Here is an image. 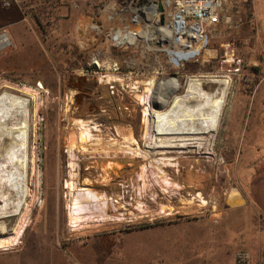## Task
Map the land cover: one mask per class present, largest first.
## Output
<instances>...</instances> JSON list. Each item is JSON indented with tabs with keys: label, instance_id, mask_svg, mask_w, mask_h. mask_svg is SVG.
<instances>
[{
	"label": "rangeland",
	"instance_id": "1",
	"mask_svg": "<svg viewBox=\"0 0 264 264\" xmlns=\"http://www.w3.org/2000/svg\"><path fill=\"white\" fill-rule=\"evenodd\" d=\"M160 1L141 0L137 6L130 7L129 0H22L20 7L6 8L0 0V35L5 31L10 42L0 47V93L5 85L27 86L41 93L36 152L41 171L39 194L43 201L42 209L38 206L31 216L21 246L13 251L23 252L0 263L44 264L43 253L49 254L51 246L67 249L72 245H89L96 253L104 250V255L96 256L95 264L102 261V264H236L238 252L247 253L250 264H264V26L261 9L258 10L259 6L254 9L252 0L248 22L231 37L219 38L218 34H212L206 49L216 52L214 59L204 61L200 53L205 49L197 47L198 61L172 70L163 53L156 52L160 49L149 51L147 42L138 35L134 45L127 44L124 37L122 43L113 41L114 30L128 25L125 16L136 13V9L147 2L151 5ZM10 11L16 13L14 18ZM148 19V14L146 18L143 16L142 22L138 21L140 27L144 29ZM129 20L131 23L132 19ZM157 28L155 25L151 29L155 37ZM127 29L134 31L133 26ZM229 42L235 60H240V66L231 69L223 62V45ZM236 67L240 69L237 73ZM160 70L157 75L155 72ZM155 74L158 86L170 80L178 81L179 88L172 92L174 95L183 94L190 76L231 78L232 89L230 87L223 112L221 132L216 137V160L204 154L184 155L180 158L179 170H167L173 181L184 187L180 198L173 201L177 215L174 212L171 217L152 222L89 223L79 232H71L65 213L66 142L70 137L79 139L77 130L72 127L74 119L96 123L104 138L121 140L117 128L126 133L128 129L133 130L143 147L142 107L135 94L118 84V91L112 93L109 86L99 80L101 76L113 75L125 78L128 85L132 79H146ZM33 134L31 129L30 156ZM167 156L176 157L175 154ZM108 161L119 164L121 169L106 174L103 169ZM145 163L141 158L123 153L112 159L80 155L79 182L89 179L91 188L99 195L107 198L124 195L126 201L135 204L136 191L143 182L148 190L152 188L148 174L142 181L138 177L143 174ZM102 176L108 183H103ZM35 180L31 177L32 190H35ZM232 191L242 194L245 206L232 208L227 204V196ZM198 194L208 205L195 200L187 207L181 202L182 197L190 200ZM213 203L217 208L213 209ZM110 208L113 207L109 202V215L120 216ZM40 245L42 251L38 249Z\"/></svg>",
	"mask_w": 264,
	"mask_h": 264
},
{
	"label": "bare ground",
	"instance_id": "2",
	"mask_svg": "<svg viewBox=\"0 0 264 264\" xmlns=\"http://www.w3.org/2000/svg\"><path fill=\"white\" fill-rule=\"evenodd\" d=\"M156 5L154 3L153 7L148 9L149 23L144 29L138 22V10L132 15L125 16V21L132 19L131 23L127 20L126 28H115L113 41L116 44L122 43L124 40L121 38L124 37L127 44L134 45L135 37L138 35L147 42L148 50L151 52L161 46L169 48L173 39L169 30L157 29V37L151 32L152 27L156 25L153 23ZM130 26L134 28L132 33L127 29ZM9 43L7 36L1 33L0 47ZM223 48L228 49V45H223ZM195 53L200 52L196 49ZM200 54L204 61L216 57V52L211 49H205ZM227 54L228 63H232V51H228ZM179 57L182 58L183 55ZM156 79L155 74L146 79H132L128 85L125 78L113 75L101 76L99 80L105 85L120 83L135 94L142 107L143 147L140 146L133 130L128 129L126 133L117 128V135L122 137V141L104 138L100 126L96 123L74 119L72 127L77 130L79 139L70 137L66 142L68 179L65 186L67 189L65 213L67 227L71 232L77 233L89 223H120L124 220L121 216H111L107 213L109 202L113 210H116L114 199L99 195L91 188L92 183L89 179L79 182L80 155L112 159L123 153L131 155L132 158H141L146 163L142 168L143 174L139 175L140 181L148 174L153 181L152 187L156 184L169 195H175L174 190L184 189L167 173L170 169L179 170L182 156L204 154L208 159L216 160V137L221 132L222 116L229 100L231 78L220 75L190 76L182 95L172 93L179 88L177 80H170L158 86ZM40 95L41 93L34 88L13 85H5L0 93V251H13L21 246L30 227L33 212L38 206L42 209L43 201L41 193L39 194L41 171L37 165L39 157L36 152L39 126L37 121L42 105ZM170 95L172 99L166 109L154 108V105H165ZM31 129L35 139L30 156ZM96 132L99 135L94 134ZM170 154H175L176 157H168ZM118 168L119 164L108 161L103 172L108 174V171ZM31 177L36 179L33 181L35 190H32ZM102 178L103 183H108L106 177ZM151 191L152 188L148 190L147 184L143 182L136 195L143 197L146 194L150 195ZM195 200L203 206L208 205L201 194L190 200L181 198V202L186 206H192ZM227 204L232 208H241L246 205V200L240 192L232 191L227 196ZM126 207L127 205H123L120 209L127 211ZM212 207L217 208L216 203H213ZM160 210L169 214L174 211L170 204L161 205ZM217 218H220V215ZM9 220L13 223L9 224Z\"/></svg>",
	"mask_w": 264,
	"mask_h": 264
},
{
	"label": "built area",
	"instance_id": "3",
	"mask_svg": "<svg viewBox=\"0 0 264 264\" xmlns=\"http://www.w3.org/2000/svg\"><path fill=\"white\" fill-rule=\"evenodd\" d=\"M2 4L6 8L14 6L20 7L22 0H1ZM141 0H129V6H137ZM156 2H152L151 5H142L138 10V21L142 22L143 16L147 17L148 9H151ZM252 0H162L157 2L156 9L154 10L153 23L156 24L157 29H167L171 32L172 41L169 45V49H165L164 46L159 47V51L163 53L167 60L168 67L172 70H180L185 65L198 61V55L195 50L197 47H201V50L208 48L212 34H218L219 38L231 37L235 30H238L242 24L248 22V13H250V5ZM160 8L163 9L160 12ZM164 21L161 23V17ZM249 21H251L249 19ZM3 34L6 35L4 31ZM228 49L224 48L223 62L229 65V69L233 66H240V60H235L234 49L232 43L229 42ZM159 46V45H158ZM228 51H232L233 62L228 63ZM183 55V57H179ZM236 67L235 72H239L240 69ZM161 70L155 72L160 74ZM178 74V73H176ZM118 75V74H117ZM116 84H109L112 93L117 90ZM144 165V164H143ZM139 177V176H138ZM139 182V178H138ZM162 187L158 185L152 187V191L149 194L139 197V194L135 197L137 200L135 204L131 201H126L124 195L117 197L108 196L115 200L118 210L112 211L117 213V216L123 218V222L132 223L137 220H149L155 221L165 217H171L175 212V215L179 212L175 211L174 202L180 198L181 191L176 190L177 195H169L162 190ZM139 197V198H138ZM139 203V204H138ZM169 203L173 206L174 211L164 213L160 210L161 205H167ZM123 205H127V211L119 210ZM131 210V211H130ZM109 210V214H110ZM249 256L245 252H238L236 255V264H250Z\"/></svg>",
	"mask_w": 264,
	"mask_h": 264
},
{
	"label": "crops",
	"instance_id": "4",
	"mask_svg": "<svg viewBox=\"0 0 264 264\" xmlns=\"http://www.w3.org/2000/svg\"><path fill=\"white\" fill-rule=\"evenodd\" d=\"M252 5H253L254 9H257L258 6H259L258 10L261 9L262 23L264 26V0H253ZM15 15H16L15 12L10 11V16L12 18H14ZM65 186H66V183H65ZM65 189H66V187H65ZM46 209L48 210V207ZM42 247H43L42 245H40L38 247L39 251H42ZM50 248L51 249L49 250V254H47L45 256V253H43L44 257H45L44 258V260H45L44 264H95L96 256L104 255V250H102L103 252L98 250L99 253H96L95 248L93 246H89V245L85 246V247H80L78 245L77 246L72 245V246H70V248H67V249H64L62 247L60 248L58 246H51ZM15 250H13V251H15ZM13 251L12 250L7 251V252L0 251V260L5 259V258H9L12 255H16V254L18 255V254L23 252V251L13 252ZM39 254H40V252L36 255H39ZM79 254H81V257ZM47 260H48V263H46ZM102 263H104V262L102 261L101 264ZM0 264H2V263H0Z\"/></svg>",
	"mask_w": 264,
	"mask_h": 264
},
{
	"label": "water",
	"instance_id": "5",
	"mask_svg": "<svg viewBox=\"0 0 264 264\" xmlns=\"http://www.w3.org/2000/svg\"><path fill=\"white\" fill-rule=\"evenodd\" d=\"M162 11H163V9L160 8V12H162ZM163 21H164V18H163V16H162V17H161V23H163ZM171 96H172V95H170L169 98H167V103H166L165 105H161V106L154 105V108H155L156 110H164V109H166V108L168 107V105H169L171 99H172Z\"/></svg>",
	"mask_w": 264,
	"mask_h": 264
}]
</instances>
